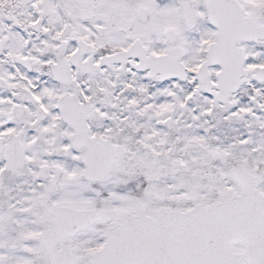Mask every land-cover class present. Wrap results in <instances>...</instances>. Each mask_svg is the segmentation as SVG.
<instances>
[{
  "label": "snow or ice",
  "instance_id": "obj_1",
  "mask_svg": "<svg viewBox=\"0 0 264 264\" xmlns=\"http://www.w3.org/2000/svg\"><path fill=\"white\" fill-rule=\"evenodd\" d=\"M0 264H264V0H0Z\"/></svg>",
  "mask_w": 264,
  "mask_h": 264
}]
</instances>
